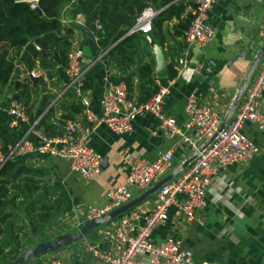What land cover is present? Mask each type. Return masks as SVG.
I'll return each instance as SVG.
<instances>
[{
	"label": "crops",
	"instance_id": "1",
	"mask_svg": "<svg viewBox=\"0 0 264 264\" xmlns=\"http://www.w3.org/2000/svg\"><path fill=\"white\" fill-rule=\"evenodd\" d=\"M68 2L61 8L60 23L72 26L70 37L81 49L80 91L87 97L88 107L96 115L100 114L98 98L101 91L117 82L124 83L126 88L127 78V95L138 101L142 96L138 71L142 64L147 63L151 68L152 85L156 89L159 86L167 87L161 102L162 110L173 115L178 123L184 119L183 106L190 92L213 107L222 119L229 111L252 57L264 40V0H216L207 10L206 17L213 28V38L204 47L191 48L185 53L179 23L183 22L187 13H191L189 7L192 2L180 0L182 9L177 15L163 19L158 27H153L149 32L138 31L133 42L135 52L132 60L126 67L120 68L106 55L105 49L101 50L93 32L83 24L74 22V15L69 14ZM149 6L157 13L164 8H156L154 4ZM154 43L160 46L165 57V72L161 75L155 71ZM197 61H202L204 68L199 74H193L192 65ZM14 62V71L18 70L16 79L25 82V99L19 101L25 106L26 119L18 121L14 128L8 127L9 114L6 109L13 99L11 94L14 88L12 84L2 88L1 149L6 150L22 137L36 143V132L42 133L36 125L37 120L49 108L52 109L49 119L60 125L61 132L51 137H71L66 135L64 125L74 120L84 122V118L78 96L73 87L67 84L63 66L50 70L48 74L49 70L40 68L37 60L30 68L16 59ZM169 64L174 69L172 76H169ZM30 70L34 72L33 76L28 74ZM259 105L264 110V95ZM241 131L257 146V151L246 162L226 165L211 179L205 192V206L193 220L185 221L173 208H169L166 219L150 231L151 243L158 244L167 237L179 239L181 246L191 251L192 264H264V133L250 121L243 123ZM171 144L172 141L164 139L156 128L155 117L143 113L135 116L131 130L126 133L115 134L103 123L90 131L87 145L101 156V161H105L91 179H83L71 172L67 162L60 158L32 155L19 158L25 167L45 172L44 176H34L42 184L57 186V196L47 199L53 202L57 198L60 208L55 213L51 212L50 219L39 230L27 225L13 229L14 242L16 240L18 248L24 249L36 242L76 230L85 222L86 206L104 205L107 191L123 182L126 169L120 162L122 150L153 160L157 153L168 150ZM191 155L184 146L173 149L171 166L165 175ZM59 189L62 190L60 196ZM141 193L132 187L130 199ZM154 203L153 193L133 208L146 215ZM20 223L18 219L14 225L20 227ZM106 224L79 241L38 257L31 264L46 258H55L66 264H105L102 256L115 252L101 236V229ZM8 247L0 245L3 253ZM135 259L144 262L147 256L138 254Z\"/></svg>",
	"mask_w": 264,
	"mask_h": 264
},
{
	"label": "built area",
	"instance_id": "2",
	"mask_svg": "<svg viewBox=\"0 0 264 264\" xmlns=\"http://www.w3.org/2000/svg\"><path fill=\"white\" fill-rule=\"evenodd\" d=\"M74 0H69L72 3ZM216 0H191V18L181 33L185 48L200 49L213 38V28L207 21V10ZM69 6V5H68ZM157 10L149 5L135 16L126 34L140 31L149 32L152 19ZM82 14H74V22L83 24ZM81 49L75 39H71L66 53L63 72L68 86L73 87L81 104V120L69 121L64 125L66 136L47 137L36 132L37 142L20 138L6 150L0 147V168L8 160L28 155L60 158L67 162L71 172L83 179H91L99 172L101 156L87 145L90 131L103 123L115 134L131 130L136 115L150 113L155 117L156 128L166 140H171L170 148L159 152L153 160L130 154L127 150L120 153V162L126 169L121 184L107 191L106 203L102 206L88 205L85 208V221L102 217L131 198L130 189L139 192L148 189L164 176L171 166L172 150L186 147L194 158L175 176L163 183L155 192V203L148 214H141L131 208L115 219L107 222L101 229V236L109 243L114 253L102 256L105 264H192V253L181 246L179 239L167 237L158 244L149 240L150 231L167 217V210L173 208L185 221H191L205 206V192L211 179L226 165L246 162L257 151V146L241 131L245 121L253 122L264 133V110L259 102L264 95V52L254 72L235 104L232 113L223 127L217 131L221 117L208 103L200 101L194 93L186 95L183 112L184 119L178 123L175 117L161 108L166 86H159L147 99L135 101L128 97L124 83L117 82L105 87L98 98L100 114H94L88 107V99L80 91ZM204 68L202 61L192 65V73L199 74ZM34 75L32 70L28 71ZM9 114L8 127L14 128L18 121L26 119L24 104L11 99L6 109ZM211 141L203 144L213 135ZM138 254L147 256L140 262ZM37 264H66L55 258H46Z\"/></svg>",
	"mask_w": 264,
	"mask_h": 264
},
{
	"label": "trees",
	"instance_id": "3",
	"mask_svg": "<svg viewBox=\"0 0 264 264\" xmlns=\"http://www.w3.org/2000/svg\"><path fill=\"white\" fill-rule=\"evenodd\" d=\"M35 1L41 9L37 15L29 6ZM68 0H0V90L9 84L13 85V99H25V82L16 79L18 70L14 71L15 59L27 68L34 65L35 60L40 68L55 70L66 64V53L70 44L72 26L60 23V11ZM180 0H81L69 4V14L79 12L83 16V25L96 36L101 50L114 63L124 68L131 62L134 54L133 42L138 31L124 35L132 25L135 16L144 6L154 4L156 8L164 6L153 17L151 29L158 27L160 22L182 9ZM67 10V11H68ZM192 14L187 13L183 22L179 23L180 33L187 26ZM111 45V46H110ZM110 46V47H109ZM11 49V50H10ZM18 56V59H17ZM151 68L144 63L138 71L142 96L138 101L147 99L155 90L150 78ZM15 74V75H14ZM174 69L169 64V76ZM14 78V79H13ZM26 81H30L27 78ZM25 81V80H24ZM129 88V79H125ZM148 85H151L149 87ZM52 109H47L37 120L41 132L51 137L59 135L60 125L50 121ZM57 129V131H55ZM39 169L25 167L20 159L8 160L0 168V245H8L6 252L0 248V264H6L22 249L14 242L13 229L31 226L40 229L49 219L51 212L60 208V201L53 198L57 186L43 184L34 176H44ZM33 176V177H32ZM58 196L62 190H58ZM48 198V199H47ZM52 213V214H53ZM19 214L22 215L19 217ZM20 220V227L14 222ZM2 260V261H1Z\"/></svg>",
	"mask_w": 264,
	"mask_h": 264
},
{
	"label": "water",
	"instance_id": "4",
	"mask_svg": "<svg viewBox=\"0 0 264 264\" xmlns=\"http://www.w3.org/2000/svg\"><path fill=\"white\" fill-rule=\"evenodd\" d=\"M30 8L37 14L41 15V9L38 7L37 3L35 1L29 2ZM121 38V37H120ZM150 42L151 39H149ZM264 52V40L258 47L255 55L252 57L249 66L247 68V71L241 81L240 86L238 87V90L234 96V99L231 103V106L229 108V111L227 114L221 119L219 127L217 129L220 130L223 127L224 122L229 117L231 111L233 110L235 104L240 98L241 93L243 92L245 86L247 85L249 79L252 76L253 70L255 69L257 63L260 61L262 55ZM153 53L155 56L156 61V68L155 71L157 75H161L165 72V57L163 54L162 49L158 44H153ZM215 133L203 144L202 147H204L206 144H208L211 139L214 137ZM195 154H192L183 164L178 166L175 170L170 172L169 174L165 175L164 177L158 179L156 182H154L148 189L143 191L141 194H139L137 197L132 198L128 200L126 203L120 205L117 208L112 209L111 211L107 212L106 215L87 220L83 222L76 230L68 233H63L58 236H56L53 239L45 240V241H39L34 243L31 246L25 247L23 250L18 252L10 261H8L6 264H31L35 259L38 257H41L47 253L53 252L63 246H67L73 242L79 241L82 238L90 235L94 231H96L99 226L115 219L123 212L133 208L136 204L144 200L149 195L153 194L163 183H165L167 180L175 176L181 169H183L193 158ZM104 159L100 163V167L104 164Z\"/></svg>",
	"mask_w": 264,
	"mask_h": 264
},
{
	"label": "rangeland",
	"instance_id": "5",
	"mask_svg": "<svg viewBox=\"0 0 264 264\" xmlns=\"http://www.w3.org/2000/svg\"><path fill=\"white\" fill-rule=\"evenodd\" d=\"M102 226V225H101ZM100 227V226H99ZM3 253H0V256L2 255ZM2 261V260H1ZM2 264H4L3 262H1Z\"/></svg>",
	"mask_w": 264,
	"mask_h": 264
}]
</instances>
